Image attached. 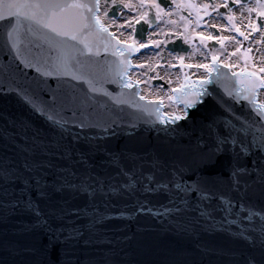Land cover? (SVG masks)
Segmentation results:
<instances>
[{"label":"water","instance_id":"water-1","mask_svg":"<svg viewBox=\"0 0 264 264\" xmlns=\"http://www.w3.org/2000/svg\"><path fill=\"white\" fill-rule=\"evenodd\" d=\"M64 2L71 3L72 0ZM82 2L91 5L94 0ZM109 33L108 30L102 33L98 41L93 38L92 51L85 50L83 55L80 54L83 45L55 37L53 33L35 25L29 32L27 23L23 26L16 49H11V45L6 48L5 37L0 35V163L7 156L13 161V166L28 176L30 173L23 168L26 158L48 159L29 157L22 150L31 146L34 133L38 131L39 138L46 141L59 139L58 129L14 92L7 91L11 85L13 88L27 89L31 93L36 90L37 80L41 82V100L50 101L54 91L60 98L67 96V107L76 110L78 118H82L80 110L87 105L90 107L86 108L84 115L92 121L119 117L125 132L132 133V139L129 140L125 132H119L116 137L106 136L114 149L139 142L145 149L155 147L161 154H166L170 146L194 145L201 137V142L208 141L206 125L211 120L218 121L222 130L225 121H232L237 127L240 126L233 115L225 110L228 107L232 108L235 115L264 123V118L259 116L255 105L239 95L242 93L235 91L233 80L225 78L208 85L205 93L211 92L213 95L199 97L193 107H188L187 116L169 121L170 117L185 113L183 107L177 105L171 116L164 110L167 121H163L159 101L146 98L141 100L137 86H125L124 74L129 67L123 72L124 65L121 61H130V54L122 52L120 47L123 43L110 33L114 37L112 39ZM105 44L108 45L107 49ZM22 61L30 63L32 67L26 66ZM36 68L40 71L37 72ZM126 77L127 83L135 80L132 74ZM193 98L194 94L189 100ZM258 100L260 101L259 98ZM217 101L224 102V107ZM260 103L262 104L261 101ZM64 115L71 117L72 112L66 111ZM23 121H28L32 126L27 132L28 140L22 139L23 130L16 127ZM131 123H136L137 127L128 128L127 125ZM74 131L80 132L82 136L100 135L95 128L81 131L70 127L61 143H68ZM7 133L13 134V139L6 141L4 136ZM248 140L251 141V136ZM258 158V152L256 155H249L246 158L248 167L251 168V161ZM50 159L55 167L46 170L49 174L44 175L42 181L49 185L57 180L56 169L59 167L74 170L77 175L67 178L76 184L81 183L85 175H99L104 178L106 185L112 184L117 188L125 182L117 175V170L105 162L102 154L84 157L86 164L60 159L58 153ZM226 159V156H221L210 171L226 176ZM255 179L256 175L253 173L251 180ZM4 187L3 180L0 179V201H26L30 196L41 216L37 217L23 203L16 208L0 207V264H24L25 261H42L43 264L51 261V264H59L65 251L70 254L73 264H243L244 255L252 251L242 238L235 235L249 226L243 216H228V220L238 221L237 224H229L223 219L225 213L219 210H214L209 219L200 217L199 211L157 215V212H164L162 205L168 203L164 195L136 192L134 195H98L90 200L85 194L65 190L53 193L49 201L39 198L34 188L21 195V189L25 185L20 181L8 185L13 193L9 197H3ZM255 187L257 194L251 197L250 203L254 211H261L264 210V199L259 196V185ZM49 192H52L51 188ZM139 202H143L146 207L138 210ZM54 203L69 214L63 218L51 217L50 211ZM192 203L195 204V197ZM211 207L215 208V202ZM149 208L151 211H148ZM74 210L81 211L78 215H73L71 213ZM254 219L258 226V218ZM51 228L78 229L80 235L69 244L49 247ZM25 249L32 251L25 252ZM12 251L19 252L20 255L13 256Z\"/></svg>","mask_w":264,"mask_h":264},{"label":"snow or ice","instance_id":"snow-or-ice-1","mask_svg":"<svg viewBox=\"0 0 264 264\" xmlns=\"http://www.w3.org/2000/svg\"><path fill=\"white\" fill-rule=\"evenodd\" d=\"M157 8V17L160 9L158 4L153 5ZM128 7V5H125ZM178 7H181L178 5ZM189 7H191L189 5ZM99 12V0L89 5L82 0H72L71 3L64 0H0V35L5 37L4 46L16 49L17 42L23 30L25 23L28 24V31H32V26L46 29L53 33L55 37L66 38L83 45L84 51L91 52L93 38L97 41L102 33L107 29L101 24ZM111 37V34H108ZM114 39V37H111ZM119 41H117V44ZM108 45L105 44L107 49ZM134 47V46H132ZM145 47V45H141ZM122 55V53H114ZM18 55V49H17ZM11 59V57H10ZM26 66L32 65L22 61ZM124 65L123 72L131 66L130 61L122 60ZM205 68L211 75L216 65L212 67L207 65H198ZM227 67V66H226ZM39 72L40 69L36 68ZM120 73V74H123ZM51 73H45L50 75ZM233 75H236L235 73ZM79 79V77H74ZM198 84L208 83L207 80L198 81ZM131 87V82L125 84ZM188 87H192L189 85ZM264 87V85H260ZM257 85H241L239 91L244 95V99L250 100L256 107L258 114L264 118V104H256L255 92ZM41 82L36 81V90L29 93L27 89L13 88L8 86L7 91L14 92L35 112L45 117L56 129L59 130V139L46 141L39 138V132L36 131L31 137L30 147H24L22 150L28 153L29 157H48V159H25L23 168L30 175L25 176L18 168L13 166V161L5 156L0 163V179L3 180L5 187L2 190L3 197H9L8 185L15 181L22 182L25 187L21 189V195H24L29 189L34 188L37 196L41 199L51 201L53 193H62L65 190L85 194L90 200L98 195L108 197L109 195H134L136 192H142L151 195H164L168 203L162 205L164 212L157 215L176 214L180 215L187 211H199V216L205 219L212 218L214 210L225 213L224 220L229 224H237V220H228V216H243L249 222V226L241 229L235 235L242 238L252 250L244 255L243 264H264V210L254 211L250 203L251 197L257 194L256 185H259V196L264 199V123L253 122L241 116L235 115L232 108L225 110L233 115L239 122V127L232 121H225L223 130L219 127V122L211 120L207 125L209 140L201 142L198 140L194 145H175L170 146L166 154H161L155 147L145 149L144 145L125 144L117 149L109 145L106 136H118L119 132H125L119 117L111 119L100 118L92 121L84 115L87 107L81 109V117L76 116V110L67 107L69 98L67 96L60 98L56 92L52 93L50 101H43L39 98ZM59 88L57 89V91ZM95 91V89H93ZM202 95L212 96L211 92H194V98L185 101V107H193L197 99ZM230 95V93H229ZM74 100L75 97H72ZM90 99V98H89ZM141 100L144 97H140ZM221 107L224 102L217 101ZM71 111L72 116L66 117L64 113ZM170 119L180 120V116L170 117ZM14 123V122H13ZM16 127L23 130L22 139L28 140L27 132L31 129L28 121H23ZM71 128L80 129L95 128L99 131V136L89 137L81 135L80 132H72L71 138L66 144L61 141L65 139L64 134ZM128 128L135 129L136 123L127 125ZM125 135L132 139L131 132H125ZM251 136V141L248 137ZM7 141L13 139V134L7 133L4 136ZM14 142V141H13ZM259 153L258 159L251 161L252 167H248L249 155ZM59 154L60 159L76 160V162L86 164L84 157L89 154H102L105 162L117 170V175L125 181L119 187L112 184H105L104 178L99 175L93 177L85 175L81 183L76 184L68 180V176L75 177L77 173L68 167H59L56 169L57 180L49 185L44 181V175H47V169L55 167L51 156ZM221 156H226L225 167L227 175L213 173L210 169L215 166ZM255 173L256 179L251 180ZM115 179V177H110ZM30 181L32 183H30ZM92 181V183H88ZM49 188L52 192H49ZM105 188L108 190L105 191ZM193 197L195 204L193 205ZM215 202V208H212ZM23 203L25 207L34 212L37 217L41 213L34 207V203L29 198L24 200H14L12 203L0 201V207L8 209L16 208ZM168 205H172L168 207ZM146 207L143 202L138 203V210ZM81 210H74L71 214L78 215ZM148 211H151L149 208ZM65 209L58 204H53L50 216L53 218H63L67 215ZM254 218H258L257 221ZM52 235L49 237V247L56 245H66L75 240L80 232L78 229L51 228ZM65 232L67 234H65ZM25 252H31V249H25ZM13 256L20 255L19 252L12 251ZM59 264H73L70 254L65 251ZM24 264H43L42 261H25ZM51 264V261L48 262ZM83 264V262H81Z\"/></svg>","mask_w":264,"mask_h":264},{"label":"flooded vegetation","instance_id":"flooded-vegetation-1","mask_svg":"<svg viewBox=\"0 0 264 264\" xmlns=\"http://www.w3.org/2000/svg\"><path fill=\"white\" fill-rule=\"evenodd\" d=\"M100 16L134 44L147 91L166 95L213 64L212 73L249 69L264 85V0H101Z\"/></svg>","mask_w":264,"mask_h":264},{"label":"bare ground","instance_id":"bare-ground-1","mask_svg":"<svg viewBox=\"0 0 264 264\" xmlns=\"http://www.w3.org/2000/svg\"><path fill=\"white\" fill-rule=\"evenodd\" d=\"M125 39V38H124ZM127 40V39H126ZM184 81V79L180 82V83H182ZM261 94H260V97H259V99H260V101L262 102V104H264V90L262 91V92H260ZM150 97H156V96H152V95H149ZM163 105H164V110L171 116L172 114H173V112H174V110H175V108H176V104H174L173 106H169L168 104H167V106L163 103Z\"/></svg>","mask_w":264,"mask_h":264},{"label":"rangeland","instance_id":"rangeland-1","mask_svg":"<svg viewBox=\"0 0 264 264\" xmlns=\"http://www.w3.org/2000/svg\"><path fill=\"white\" fill-rule=\"evenodd\" d=\"M139 76H140V75H139ZM140 77H141V76H140ZM148 91H149V90H148ZM168 92H169V91H167V94H166V95H165L164 93H162V94H163V95H162L161 93H160V94H156L155 92L149 91V93L152 94V95H156V96H157V95H158V96H159V95H160V96L162 95V97H164V98H165V97H166V98L169 97L167 101H168V102L170 103V105L172 106V104H171L172 102H171V99H170V93H168Z\"/></svg>","mask_w":264,"mask_h":264}]
</instances>
